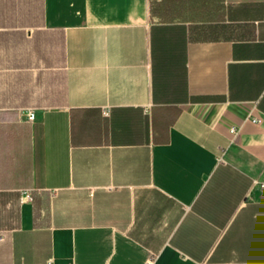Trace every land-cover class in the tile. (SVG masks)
Listing matches in <instances>:
<instances>
[{
	"label": "crops",
	"instance_id": "1",
	"mask_svg": "<svg viewBox=\"0 0 264 264\" xmlns=\"http://www.w3.org/2000/svg\"><path fill=\"white\" fill-rule=\"evenodd\" d=\"M263 180L264 0H0V264H264Z\"/></svg>",
	"mask_w": 264,
	"mask_h": 264
},
{
	"label": "built area",
	"instance_id": "2",
	"mask_svg": "<svg viewBox=\"0 0 264 264\" xmlns=\"http://www.w3.org/2000/svg\"><path fill=\"white\" fill-rule=\"evenodd\" d=\"M27 118H29L30 120H33L34 119V111L32 109H29L27 111ZM252 121H256L258 122L259 119H256V118H251ZM230 132L231 133H236L237 132V129H235L234 127L230 128ZM256 184L259 186L260 189H263L264 190V180L263 181H256ZM21 197L24 198L25 200H29L31 199V193H30V190H23L21 192Z\"/></svg>",
	"mask_w": 264,
	"mask_h": 264
}]
</instances>
